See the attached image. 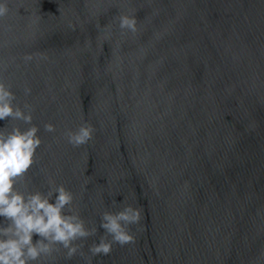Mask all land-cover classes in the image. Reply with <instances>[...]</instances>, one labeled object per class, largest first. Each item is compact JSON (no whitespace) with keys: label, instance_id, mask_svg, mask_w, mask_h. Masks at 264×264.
Masks as SVG:
<instances>
[{"label":"water","instance_id":"1","mask_svg":"<svg viewBox=\"0 0 264 264\" xmlns=\"http://www.w3.org/2000/svg\"><path fill=\"white\" fill-rule=\"evenodd\" d=\"M8 5L0 78L33 106L42 138L31 189L47 191L50 176L74 194L98 228L86 253L102 212L142 208L135 242L92 264H264V0ZM120 14L136 15L135 35ZM85 122L94 137L73 147L63 132ZM54 257L46 264H87Z\"/></svg>","mask_w":264,"mask_h":264},{"label":"clouds","instance_id":"2","mask_svg":"<svg viewBox=\"0 0 264 264\" xmlns=\"http://www.w3.org/2000/svg\"><path fill=\"white\" fill-rule=\"evenodd\" d=\"M9 11L8 0H0V18ZM114 19L121 33H137L136 15L120 14ZM32 59L31 55L24 57L26 62ZM30 92L31 89H24L26 96ZM33 112L29 103L21 106L17 102L12 85L0 78V120L11 118V122H20L12 123L10 130L0 129V217L6 223L0 224V264H46L61 250L66 260L79 255L92 264L94 256L109 255L114 244L123 247L134 243L132 229L141 223L142 208L126 204L118 211L102 212L99 226L104 234L99 242L91 243L88 254L83 251L84 242L96 236L98 228L89 227L75 208L74 194L50 176L46 180L47 191L31 189L26 176L42 144ZM21 123L28 127L22 128ZM44 131L55 132V125L45 123ZM94 133V127L85 122L76 129H66L63 137L73 147H80L88 144ZM34 235L39 239L34 241Z\"/></svg>","mask_w":264,"mask_h":264}]
</instances>
